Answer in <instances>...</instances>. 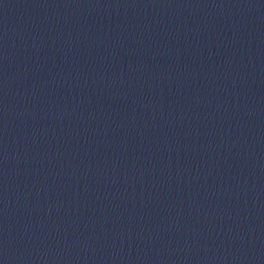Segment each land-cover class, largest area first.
<instances>
[{"label": "water", "instance_id": "obj_1", "mask_svg": "<svg viewBox=\"0 0 264 264\" xmlns=\"http://www.w3.org/2000/svg\"><path fill=\"white\" fill-rule=\"evenodd\" d=\"M0 264H264V0H0Z\"/></svg>", "mask_w": 264, "mask_h": 264}]
</instances>
